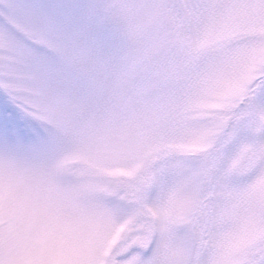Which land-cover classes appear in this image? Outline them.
Wrapping results in <instances>:
<instances>
[{
	"label": "snow or ice",
	"instance_id": "1",
	"mask_svg": "<svg viewBox=\"0 0 264 264\" xmlns=\"http://www.w3.org/2000/svg\"><path fill=\"white\" fill-rule=\"evenodd\" d=\"M6 7L0 174L11 194L22 199L27 162L70 146L66 114L107 109L140 130L132 157L141 163L99 194L101 211L78 220L136 234L112 264H264V197L256 196L264 186V0H7ZM233 87L222 112L205 110ZM209 124L222 135L195 151L210 142ZM238 156L245 163L237 175ZM241 218L255 235L234 254L224 233ZM50 221L67 223L61 205L0 211V264H32L35 229ZM101 237L91 264L112 257Z\"/></svg>",
	"mask_w": 264,
	"mask_h": 264
},
{
	"label": "rangeland",
	"instance_id": "2",
	"mask_svg": "<svg viewBox=\"0 0 264 264\" xmlns=\"http://www.w3.org/2000/svg\"><path fill=\"white\" fill-rule=\"evenodd\" d=\"M6 5L7 0H0V16L7 11ZM3 103L0 101V109ZM205 110L213 111L215 107L206 106ZM195 118H201L199 111ZM64 119L63 130L70 138V146L45 160L47 163L44 165L53 190L52 202L61 205L63 213L73 209L79 216L99 212L104 207L103 201L98 199L99 194L131 179L132 165L141 163L132 157L140 130L114 120L107 109L92 112L73 110ZM191 135H201L198 125L192 127ZM197 145L201 151L206 148L205 144ZM256 196L264 197V186H257ZM9 206L19 211L27 208L21 198L9 192L6 179L0 174V211ZM89 225L82 222L84 232L70 248L65 247L66 241L71 239L70 229L44 238L41 245L52 253L71 252L78 257L77 264H91L94 245L86 238ZM254 235V230L249 228L245 239H251Z\"/></svg>",
	"mask_w": 264,
	"mask_h": 264
},
{
	"label": "clouds",
	"instance_id": "3",
	"mask_svg": "<svg viewBox=\"0 0 264 264\" xmlns=\"http://www.w3.org/2000/svg\"><path fill=\"white\" fill-rule=\"evenodd\" d=\"M57 2H60V0H57ZM63 2L86 6L89 4L90 0H63ZM72 33L73 30L69 29L67 39L70 43L74 42L75 39ZM207 43L211 44L212 41L209 40ZM209 87H212V85H210ZM236 91H238V87L221 89L214 95L212 99L207 101V106L215 107V110L222 112L223 109L221 108V106L228 104L229 98L234 96ZM218 119L222 120L226 125V116L221 115ZM208 128L211 133L210 142L205 145L206 148H211L213 144L218 141L219 136L222 135V130L217 128L214 124H209ZM248 139L249 143L254 142L255 131L250 132ZM194 150L201 151L200 146H195ZM46 163L47 162L43 159H35L27 162L24 166V175L27 184L22 195V202L23 205L27 207L36 208L52 202L53 190L50 184L49 177L45 174L44 169V165ZM244 163V158L238 156L236 160L233 161V173L238 175ZM63 216L67 221V223L63 226L60 223L50 221L36 227L32 264H77L78 257L71 254V252L52 253L45 250V247L41 245V241L44 238L59 233L65 229L71 230V239L66 241V248H70L73 242L81 238V234L84 232V228L82 227V222L78 220L80 216L77 214L76 210L73 209L66 211L63 213ZM251 227V221L243 218L234 219L227 222V227L224 233V241L226 245L233 248L234 254L236 245L245 240L246 232ZM101 232L103 243L107 248H110L112 252V257L109 261V264H112V261L116 260V253H118L120 249L127 242H129L130 238L136 235L134 232L126 230L124 227H113L108 230H103L100 226L89 225L87 228L86 238L90 240V242L95 246L98 239V233ZM236 258L239 257L236 256Z\"/></svg>",
	"mask_w": 264,
	"mask_h": 264
}]
</instances>
